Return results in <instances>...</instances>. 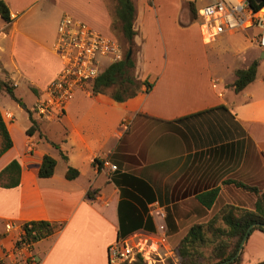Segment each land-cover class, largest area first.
<instances>
[{"label": "crops", "instance_id": "0c3cea01", "mask_svg": "<svg viewBox=\"0 0 264 264\" xmlns=\"http://www.w3.org/2000/svg\"><path fill=\"white\" fill-rule=\"evenodd\" d=\"M2 1L10 20L0 17V78L7 76L15 90L25 86L34 100L44 95L61 69L53 47L61 15L99 29L111 27L113 6L108 0ZM133 1L134 44L139 49L136 76L152 83L148 92L117 102L82 87L58 117L35 120L29 114L23 125L0 98V113L12 140V147L0 156V170L12 159L20 166L16 186L0 185V258L13 246L24 222L44 220L57 228L33 244L37 264H108L107 247L119 239V232L131 231L121 238L134 232L156 235L154 209L163 212L166 242L162 251L171 255L191 224L206 221L223 204L252 206L254 194L235 183L264 189V67L260 64L264 50L255 45L253 53L256 34L251 44L238 49L226 38L231 55L241 61L233 60L213 75L208 68L207 72L194 68L193 60L188 65L181 52L172 50L170 29L153 2ZM199 1L187 0L184 24L189 27L195 24L192 20L198 23V14L192 18L188 3L197 6ZM152 15L162 54L160 60L159 54L151 60V68L140 77L145 37L140 39L137 33ZM198 31L201 41L209 43L199 24ZM253 60L258 62L254 79L234 91V72ZM158 66V79L151 82L148 75ZM185 71L191 74L185 76ZM5 111L13 117L5 118ZM31 119L40 135L26 133ZM51 121L63 126L57 141L41 129L42 123L47 127ZM16 130L21 131L17 142ZM43 155L54 158L56 164L50 177L39 178L36 173ZM94 159H107L117 169L96 167ZM59 162L64 168L57 171ZM68 165L79 171L71 180L64 177ZM214 188L218 194L207 209L197 196ZM6 222L13 228L5 230ZM240 253L241 264L264 260V233L251 230Z\"/></svg>", "mask_w": 264, "mask_h": 264}, {"label": "trees", "instance_id": "16d2710c", "mask_svg": "<svg viewBox=\"0 0 264 264\" xmlns=\"http://www.w3.org/2000/svg\"><path fill=\"white\" fill-rule=\"evenodd\" d=\"M250 6L256 10L262 4L253 0H249ZM192 18H196L197 10L194 3H188ZM136 8L133 0H115V17L117 26L123 40L127 43L128 49H131V56L126 58L127 51L123 52L122 59L112 62L103 71L94 78L89 84L90 93L106 94L117 102H123L134 97L140 92H148L152 87L147 79L139 80L135 75V59L133 57V44L136 31L134 29V19ZM0 17L5 21L10 20L9 11L2 0H0ZM122 48V47H121ZM123 51V50H122ZM257 60H253L247 68L237 69L235 80L233 82L234 91L242 90L250 83L256 74ZM15 86L6 76L0 79V95L6 93L9 98L17 103L20 99L14 94ZM30 126L26 129L28 135L39 132L37 124L34 120H30ZM0 156L12 147L7 127L0 113ZM62 158L66 160V156L62 154ZM98 162L94 159L92 164ZM55 160L49 155H43L41 163L38 166L36 175L39 178L50 177L55 168ZM117 167V166H116ZM20 166L16 159L10 160L0 170V185L6 188L14 187L18 184ZM79 171L68 165L66 167L64 177L67 180L74 179L78 176ZM236 186L252 192L255 199L251 207L237 206L230 203L223 204L215 211L206 221L194 222L191 224L180 240L172 248L173 256L167 259L163 264H241V253L235 257L239 243L244 236L246 229L253 223L264 224V189L253 186H247L241 183H235ZM218 188L208 190L197 196V200L205 208L209 209L214 204L218 194ZM91 192H88V196ZM24 230V238L37 241L52 234L56 228V223L44 220H32L22 224ZM257 229L264 233V228L254 226L251 230ZM131 231H123L118 233V238L127 235ZM250 233V232H249ZM233 258L228 263L226 260ZM132 264H144L137 259ZM255 264H264V260Z\"/></svg>", "mask_w": 264, "mask_h": 264}, {"label": "built area", "instance_id": "2783aa9c", "mask_svg": "<svg viewBox=\"0 0 264 264\" xmlns=\"http://www.w3.org/2000/svg\"><path fill=\"white\" fill-rule=\"evenodd\" d=\"M197 14L199 29L206 42L222 33L256 27L255 45L264 50V4L254 10L249 0H209L198 9ZM53 47L60 59L61 69L46 87L44 95L36 98L32 111L39 118L61 115L77 89L89 84L107 65L123 57L121 45L115 38L101 34L69 14L61 15L58 21ZM104 59L106 63H103ZM7 115L10 118L9 113ZM122 126L126 128L125 123ZM94 164L111 171L117 169L107 159H99ZM152 215L157 227L156 235L134 232L115 240L107 247L108 264H132L137 259L144 264L165 263L170 254L162 251L166 242L164 215L160 209H154ZM4 227L10 230L13 224L6 222ZM34 243L24 238L21 226L13 246L4 250L0 264H37L33 254Z\"/></svg>", "mask_w": 264, "mask_h": 264}, {"label": "rangeland", "instance_id": "374dc122", "mask_svg": "<svg viewBox=\"0 0 264 264\" xmlns=\"http://www.w3.org/2000/svg\"><path fill=\"white\" fill-rule=\"evenodd\" d=\"M66 1L67 0H64V3H66ZM108 1L109 2L111 1L113 6L111 27H108L107 30H104L102 28L99 29L93 27L87 24L85 21L82 22L86 23L87 25L99 31L101 34L105 36L115 38L120 43L123 52H125L128 49V45L123 40L119 32V28L117 26V20L115 17V0H108ZM150 1L153 2V4H155V6L158 8L157 10L159 13L160 20L161 21L165 20V24L170 29L169 35L172 36L173 39L172 43L174 45V48L172 50H177L181 52L180 56L183 57L181 59L188 65L193 60L192 66L194 68L196 69L199 68V70H203L205 72H207L206 69L208 68L210 69V72H212L213 75L218 70L224 69L225 64L234 63L236 59L233 55H231V50L228 48L229 43L227 44V39L230 40L232 44L235 43V48L238 49L241 48L244 44H249V43L251 44L250 42L251 39L253 38L254 34H257L258 32V29L256 27H251L243 31L242 30L237 31L232 35L223 34L220 36V38L216 37L214 41L205 44L201 41V36L198 31L197 21L192 20V22L193 23L195 22V24H193L191 27L184 24L187 23V12H186L187 0H150ZM202 4H203V0L202 2L199 1L197 3V6L194 5L195 10H197ZM138 9H139V5H138ZM109 19H111L110 16ZM137 34L140 39L142 35L145 37L144 43L142 45L141 54L139 57V67H140L139 76L142 77L145 74L147 68L148 69L151 68L149 65L151 60L156 59V57L158 58V54L160 60V53L162 54L161 51L162 45L158 36L159 35L158 24L156 22L154 15H152L151 18L150 17L147 18V21H144L142 30L138 31ZM252 45L254 46L253 53H255L256 46L254 43H252ZM169 48L170 47H168V50L171 49ZM132 49H133V57L134 59H136V54L139 50L138 46L133 44ZM239 61H241V58L237 59L235 63L238 64ZM106 62L107 60L104 59L103 63ZM260 64L261 67H264V59L260 60ZM159 69H160L159 66L157 68H153L152 70L153 73H150L148 75L149 80L151 82H155L156 78L158 79ZM134 73L136 75V69ZM184 74L185 76H188L191 73L187 74L185 71ZM89 85L90 84L84 85L83 88L90 91ZM14 94L18 98H20V103L10 100L8 98L9 96L6 93H2L0 95V98L3 101L5 100L7 101V105L10 108V110H13L14 118L18 121V123H20V125L26 124L29 118L28 117L29 114L33 119L38 120L39 116H37L32 111L33 105L35 104L36 101V99L34 100L35 98L34 94L28 88L22 85L17 90L14 89ZM7 113H9L10 118L8 117ZM4 116L7 119H11L13 117L12 113L8 111L4 112ZM49 118L51 119L53 118V116H50ZM41 129H43L46 132L48 138L57 141L60 135L62 134L63 126L56 121H51L48 123L47 127H45L44 124L42 123ZM38 131L39 132L37 133H39L40 135V130L38 129ZM14 138L16 142L21 139L20 130L14 131ZM0 143H1V139H0ZM63 168H64V163L59 162L56 167V170L58 171ZM169 257L175 260L172 253L170 256H168L167 259H169Z\"/></svg>", "mask_w": 264, "mask_h": 264}, {"label": "water", "instance_id": "95a60500", "mask_svg": "<svg viewBox=\"0 0 264 264\" xmlns=\"http://www.w3.org/2000/svg\"><path fill=\"white\" fill-rule=\"evenodd\" d=\"M253 1H254L255 3L259 4L262 0H253ZM263 55H264V52H263ZM130 56H131V49H128L127 54H126V58H129ZM261 56H262V55H261ZM254 226H260V227L264 228V224H263V223H258V222H257V223H253V224L249 225V226L247 227V229H246V232H245L244 236L242 237V239H241V241H240V243H239L238 249H237V251H236V253H235V255H234L233 258L237 257V256L240 254V252H241V250H242V247H243V245H244V242L246 241V238H247L249 232L251 231V229H252ZM233 258H231V259H229V260H226V261L223 262V263H228V262H230Z\"/></svg>", "mask_w": 264, "mask_h": 264}]
</instances>
